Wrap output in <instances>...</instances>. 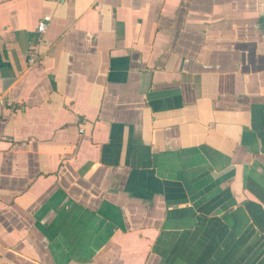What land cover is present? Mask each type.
I'll return each instance as SVG.
<instances>
[{
    "label": "crops",
    "instance_id": "crops-1",
    "mask_svg": "<svg viewBox=\"0 0 264 264\" xmlns=\"http://www.w3.org/2000/svg\"><path fill=\"white\" fill-rule=\"evenodd\" d=\"M0 264H264V0H0Z\"/></svg>",
    "mask_w": 264,
    "mask_h": 264
},
{
    "label": "built area",
    "instance_id": "built-area-1",
    "mask_svg": "<svg viewBox=\"0 0 264 264\" xmlns=\"http://www.w3.org/2000/svg\"><path fill=\"white\" fill-rule=\"evenodd\" d=\"M47 1L60 4L61 2L65 1V0H47ZM50 22H51V18H44L40 22V24L37 28L38 44H42V42L44 41L45 34L48 31ZM34 50L35 51H33V53L31 54V56L29 58V64L31 66H34L39 61V55L37 54L36 49H34Z\"/></svg>",
    "mask_w": 264,
    "mask_h": 264
}]
</instances>
